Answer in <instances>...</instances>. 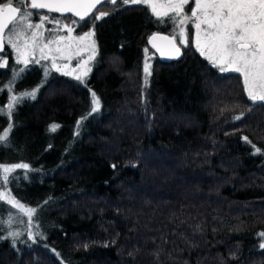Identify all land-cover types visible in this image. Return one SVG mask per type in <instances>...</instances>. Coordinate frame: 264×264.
<instances>
[{
	"label": "trees",
	"instance_id": "trees-1",
	"mask_svg": "<svg viewBox=\"0 0 264 264\" xmlns=\"http://www.w3.org/2000/svg\"><path fill=\"white\" fill-rule=\"evenodd\" d=\"M119 1L70 21L96 41L85 82L0 54V164L28 166L7 185L35 209L0 200V264H264V101L191 40L161 61L147 39L176 18Z\"/></svg>",
	"mask_w": 264,
	"mask_h": 264
},
{
	"label": "snow or ice",
	"instance_id": "snow-or-ice-1",
	"mask_svg": "<svg viewBox=\"0 0 264 264\" xmlns=\"http://www.w3.org/2000/svg\"><path fill=\"white\" fill-rule=\"evenodd\" d=\"M108 2L115 4L117 0H87V2L85 0H50V2H44V0H7L4 2V0H0V48L4 44L5 29H8L13 35H20L27 29L42 27V24L31 23V18L35 15L32 10L48 9V11L56 12H74L83 20L97 5ZM123 2L128 3L129 0H123ZM131 2L141 3L147 2V0H131ZM188 3L189 0H177L176 3L169 4L167 7L176 13H182L184 6ZM150 6L156 13L157 5L151 3ZM190 11L191 16L181 19L180 24L182 25L187 19L194 18L193 22L197 30H200L202 24L206 25L203 45L197 35L196 47L201 51V54L207 51L208 58L213 61L215 66L219 67L221 72L240 73L244 78L249 98L253 102L264 101V92L256 94L251 88V85L256 81H264V0H195V7ZM156 14L159 15V13ZM102 15L104 14L95 18L100 19ZM42 19L46 20L47 16ZM172 19L175 20V17ZM33 38H35V32H33ZM160 39L166 38L160 37ZM7 43L17 49L19 53L16 41L11 36ZM177 51L179 50L177 49ZM24 62L27 63L26 60ZM23 71L24 69H20V72ZM145 72H148L147 65ZM76 78L80 79L79 76ZM25 95H34V93H25ZM93 97H95V93H93ZM93 103L98 107V100L94 99ZM96 110V107L92 109V111ZM10 128L11 125H9ZM7 136L8 131L6 130L3 135H0V142L5 141ZM0 167L3 168V181L6 183L8 181L7 174L14 168H27L28 166L0 165ZM3 186L0 184V187ZM8 203L24 210V206L14 199H9ZM26 212L31 218L35 209H27ZM11 235L18 234L11 233Z\"/></svg>",
	"mask_w": 264,
	"mask_h": 264
},
{
	"label": "rangeland",
	"instance_id": "rangeland-1",
	"mask_svg": "<svg viewBox=\"0 0 264 264\" xmlns=\"http://www.w3.org/2000/svg\"><path fill=\"white\" fill-rule=\"evenodd\" d=\"M129 1L131 4H144L154 15L158 17H164L167 15H172V17H175L176 23L179 27L177 33L175 34L179 45L184 47L191 40L192 44L197 49V35H199V39L201 41V44L203 45L205 38L204 30L206 28V25L202 24L200 30H197L193 22L194 18L187 19L182 25L180 24L181 19L186 16H191L190 10L195 7V0H189V3L184 6L182 13H176L171 8L167 7V5L169 4L176 3L177 0H147V2L141 3H132L131 0ZM151 3H155L157 5L156 13H159V15L153 12L150 6ZM165 13L167 14L165 15ZM36 16L38 17L36 20L31 18V23L42 24L41 28L27 29L26 31H22L20 35H13L8 31L4 37L6 45H8V47L13 51L16 62L20 64H27L32 61L45 62L47 63L46 66L51 67L54 73L56 72L57 74L66 75L81 82H85L87 75L92 68L93 61L97 55V46L93 30L90 28L86 31L76 33L75 27L70 22L62 20L60 18H53L45 14ZM44 16H47L46 20L42 19ZM33 32H35V38H33ZM89 33L91 34L88 35ZM10 36L13 40L16 41L19 53L17 52V49L12 48L11 45L7 43ZM198 51L199 53H201L200 50ZM201 55L213 64V61L208 58L209 53L207 51H205L204 54ZM25 60L27 61V63L24 62ZM151 61V56H148L144 64V74L146 77L148 76L151 68ZM146 65L148 66L147 73L145 72ZM77 76H79L80 79H77ZM251 88L256 94L264 92V81H256L251 85ZM94 107H96V109L98 108L95 104L93 108ZM0 165L11 167L17 164ZM11 172H9L7 175H9ZM3 176V168L0 167V184L4 185L3 187H0V197H2V199L0 200L7 203L9 199L18 201L9 191L7 182L4 183ZM19 204L21 203L19 202ZM14 207L21 210L17 206ZM27 209L32 208L24 206V210L21 211L27 216L29 225H35L32 219L34 213L31 215V218H29V215L26 212Z\"/></svg>",
	"mask_w": 264,
	"mask_h": 264
},
{
	"label": "water",
	"instance_id": "water-1",
	"mask_svg": "<svg viewBox=\"0 0 264 264\" xmlns=\"http://www.w3.org/2000/svg\"><path fill=\"white\" fill-rule=\"evenodd\" d=\"M44 2H50V0H44ZM87 2V0H85ZM100 5H97L95 9H92L88 15L85 16L87 18L90 16ZM38 10H45L48 11V9H38ZM50 12H56V11H50ZM58 14H72L76 18L80 19V16L76 15L74 12H68V11H61L56 12ZM160 37H164L166 39H160ZM147 43L149 47L154 50V52L157 54L159 59L164 62H171L180 60L183 57V51L182 47L175 41L174 37L172 35H169L164 32H153L149 35L147 39ZM155 45V46H154ZM4 48V44L2 48H0V51H2ZM177 49L179 51H177Z\"/></svg>",
	"mask_w": 264,
	"mask_h": 264
},
{
	"label": "flooded vegetation",
	"instance_id": "flooded-vegetation-1",
	"mask_svg": "<svg viewBox=\"0 0 264 264\" xmlns=\"http://www.w3.org/2000/svg\"><path fill=\"white\" fill-rule=\"evenodd\" d=\"M118 1V0H117ZM4 2H7V0H4ZM120 3H124L123 2V0H120L119 1ZM109 4H112L113 5V3H111V2H109ZM125 4H131L130 3V1L128 2V3H125ZM29 8H30V3H29ZM34 13H35V17H37L36 15H38V16H41L42 14H45V15H49V16H51V15H55V16H60L59 18L60 19H62V20H65V21H67V22H75L74 20H71V19H74V18H76L74 15H72V14H58V13H56V12H50V11H45V10H32ZM33 16V17H34ZM38 18V17H37ZM33 19V18H32ZM77 19V21H82L83 22V20H85V18L83 19V20H81V19H78V18H76ZM70 22V23H71ZM9 30L8 29H5V32H4V37H5V35H6V33L8 32ZM177 33V32H176ZM175 33V34H176ZM175 34H173L172 36L174 37V39H175V41L177 42V39H176V35ZM178 43V42H177ZM179 44V43H178ZM181 46V45H180ZM182 47V46H181ZM0 54H2L4 57H6V58H4V59H6L5 60V64H7L6 62H7V58H8V56L7 55H10L11 56V58L13 59V63L14 64H19V63H17L16 62V60H15V58H14V54H13V51L8 47V45H6V43H5V41H4V48H3V50L2 51H0ZM21 64H23V63H21Z\"/></svg>",
	"mask_w": 264,
	"mask_h": 264
}]
</instances>
